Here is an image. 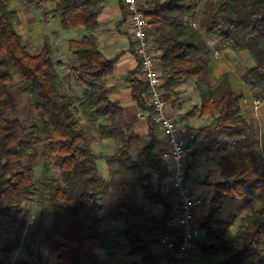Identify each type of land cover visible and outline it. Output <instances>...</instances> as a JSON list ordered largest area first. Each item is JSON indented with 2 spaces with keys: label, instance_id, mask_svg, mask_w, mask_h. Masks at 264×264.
<instances>
[{
  "label": "trees",
  "instance_id": "1",
  "mask_svg": "<svg viewBox=\"0 0 264 264\" xmlns=\"http://www.w3.org/2000/svg\"><path fill=\"white\" fill-rule=\"evenodd\" d=\"M19 1L30 8L51 3L55 6L49 13L59 19L62 29H84L79 37L67 40V49L77 60L68 73L84 90L80 96L64 90L49 38L43 37L38 52H29L15 29L20 21L17 10L9 0H0V264H11L12 251L27 227L28 203L35 204L38 217L51 212L42 241L47 252L56 256V264H98L96 243L101 247L111 242L118 245L101 228L108 181L96 167L98 157L80 115L99 123L100 138L115 142V153L106 158V163L120 171L121 187L127 196L139 188L142 199L162 207L161 214L152 217L142 206L118 197L116 211L109 214L121 223L119 234L127 253L139 257L131 264H154L156 258L144 230L150 228L161 234L175 231L169 223L173 205L170 192L162 191L168 171L154 152L158 126L152 119L153 110L146 106L148 86L138 67L126 79L139 110H149L144 144L139 146L141 139L125 121L119 103L109 99L106 77L113 72L118 56L106 57L94 33L100 26L98 15L105 0ZM118 1L121 24L126 13ZM204 1L198 16L199 0H140L147 19V39L164 78V98L173 107H180L179 85L192 81L196 89L198 103L179 118L192 119L201 114L211 118L197 128L185 124L205 142L190 152L185 162L186 176L198 168L201 155L214 153L217 157L219 180L213 183L214 194L200 227L209 232L227 199L240 200L239 210L258 202L252 211L237 217L230 238L203 246L202 251L227 255L215 264H264V159L257 147V123L243 115V95L234 88L229 73L221 74L217 82L211 81L208 66L215 48L207 41L210 37L234 53L247 52L254 64L242 72L241 80L256 97L264 98V0ZM44 12L46 16L48 11ZM149 27L155 33L152 38L148 36ZM13 74L20 78L18 90L35 110V119L27 125L11 116L16 109ZM133 148L137 149L135 154L130 152ZM39 153L41 178L36 182L35 159ZM54 169L59 171L56 178L50 176ZM18 264L31 263L21 260Z\"/></svg>",
  "mask_w": 264,
  "mask_h": 264
},
{
  "label": "rangeland",
  "instance_id": "2",
  "mask_svg": "<svg viewBox=\"0 0 264 264\" xmlns=\"http://www.w3.org/2000/svg\"><path fill=\"white\" fill-rule=\"evenodd\" d=\"M10 6L12 8H18L19 0H9ZM204 0H199V8H198V16L201 15L202 10L204 8ZM55 5L51 3H47L45 7L40 8H33L28 9L26 7H22L20 9V21L19 23L15 25L16 32L21 35L22 42L26 49L31 52L35 53L38 52L43 43V37L46 35L50 43L52 45V48L54 50V61L59 64V73L62 75L64 80V85L62 86L64 90H67L68 92H71L75 96H80L84 90V87L80 84H78L73 78L69 75V67L76 64L77 60L74 59V56L68 54L66 52L67 49V40L69 38L79 37L81 33H79L75 29H62L60 26L59 19L56 17H53L52 14H50V10ZM28 7V6H27ZM48 11V14L45 16V12ZM126 15L127 12L125 11ZM125 15V16H126ZM153 35H155L154 30L149 27L148 29V36L149 38H152ZM68 51V49H67ZM222 52V51H221ZM215 57V56H214ZM217 58V57H216ZM221 58H223V53ZM218 58V59H221ZM20 81V78L18 75L13 74V80L12 85L15 91V99H16V109L12 113L11 116L17 117L20 119L24 124H29L32 120L35 119V110L32 106V104L26 99L25 95L20 92L17 88L18 83ZM212 81V79H211ZM214 82V81H213ZM178 90L180 92V102L181 106L179 108L182 109V111H185L187 108L198 103L199 98L198 95H196V89L192 83V81H184L182 82ZM178 102V101H176ZM175 102V103H176ZM172 107V102H171ZM170 107V108H171ZM174 108H177L174 107ZM170 113V109L168 110ZM171 111H173V108H171ZM179 115V113H178ZM80 120L85 126V131L87 136L89 137L90 144L92 151L97 155L99 159V165L102 170L103 176L108 181V202L107 206H105V210L102 211L100 214L103 216V220L101 222V228L105 230L108 234V236H111L115 244H112V242L107 245V247H101L98 243H96V248L94 251L98 253V259L99 262H102V264H109L108 256H113V253L109 250H115L120 249L121 251L118 254V256L115 258V264H129L130 261H128V257H125L126 250L124 249L123 243L125 240L118 235V229L119 224L116 223L112 216L109 215L116 211V202L118 197L124 198L134 204L142 206L145 210L148 211L149 215L154 217L158 216L162 212V207L155 203L154 201H148L142 199L140 195V189L137 188L133 195L127 196V194L123 191L121 187V173L118 170V168L109 166L106 163V158L113 153H115L116 144L113 141V139H102L99 137V129H98V122H89L87 119H85L83 116L80 115ZM145 142H141L139 146L144 144ZM157 143V140H156ZM189 146L194 150L195 147H192V145L189 144ZM137 149L133 148L132 154H135ZM191 150V151H192ZM214 154V153H211ZM216 154L212 157L205 158L203 155H201V162L197 169L191 170L188 172L187 182L191 187L192 179H205L208 178L215 179L216 173L213 172V169H215L216 166ZM190 158V156H189ZM36 161V168H35V175L34 179L36 182H38L41 178V165H42V156L40 153L38 154ZM207 168V170H205ZM209 168V169H208ZM168 171V169H167ZM198 174H195V173ZM59 171L54 169L51 171L50 176L52 177H58ZM218 175V174H217ZM169 171L167 178L169 180ZM202 177V178H201ZM218 180H219V176ZM217 181V180H216ZM162 191L170 192V200L172 202V210L174 206V202L172 200V189L171 187H167L166 184L163 183ZM228 201V199H227ZM226 203V201H225ZM30 213L29 216H32V221L28 223V226L25 228V230L22 233L21 240L19 246L12 251V259L11 264H18L21 260H27L31 264H56V256L51 255L47 252L43 245V236L47 233L50 222H51V212L48 210L45 214V216L38 217L37 208L34 203H28L27 204ZM228 211V203L225 207V211ZM224 211V212H225ZM172 213V212H171ZM171 215V214H170ZM145 232V238L148 240L149 243L151 242H157L158 237L160 236V232H153L150 228H147L144 230ZM112 240V241H113ZM139 259V258H138ZM134 260V259H132Z\"/></svg>",
  "mask_w": 264,
  "mask_h": 264
},
{
  "label": "crops",
  "instance_id": "3",
  "mask_svg": "<svg viewBox=\"0 0 264 264\" xmlns=\"http://www.w3.org/2000/svg\"><path fill=\"white\" fill-rule=\"evenodd\" d=\"M15 8L20 15V9L22 7L30 8L23 5L20 1ZM20 8V9H19ZM33 9V8H30ZM20 17V16H19ZM122 12L121 7L118 0H105L102 6V9L98 15V21L100 23L99 28L95 30V35L98 40L100 51L106 57H113L118 56L115 62V68L113 72L107 75V87L109 90V99L112 101H116L122 108L123 116L125 121L131 125L132 130L139 135L141 142H146L148 138V125L146 121V117L141 116L139 112V108L136 102L131 97V90L129 86V82L127 81V76L129 72L134 71L137 68V60L134 57L131 47V35L130 31L128 30L127 26V16L121 24H119V20H121ZM79 33L83 34L85 31L83 28L75 29ZM68 40V39H66ZM208 44L213 46L216 50L222 51L223 58L218 59L211 55L210 62H209V76L212 81L217 82L223 73H229L232 79V83L234 88L238 89L242 92V98L240 100V107L244 116L248 118H252L256 121L258 127V140L259 144V151L261 156L264 159V104H261L256 110L253 106V99L257 96L254 91H252L247 85H245L241 80V74L245 69H248L253 66L254 62L250 55L247 52L242 53H234L233 51L229 50L226 47H222L218 45L212 38L207 37ZM52 46V45H51ZM67 46V45H66ZM66 52L69 54V51ZM71 55V54H70ZM197 103V102H196ZM171 104V103H170ZM171 105L168 109H170V116L173 119L174 123L177 125H184L187 124L192 128H197L204 124L210 122L211 118L207 115H198L192 119H184L181 120L179 118L180 114L183 113L182 109L179 110L180 107L174 108L171 111ZM169 112V111H168ZM179 113V115H178ZM157 143L154 147V152L160 156L159 150L162 148L161 142V131L156 128L154 131ZM193 136V137H192ZM181 137L186 141L187 145H192L195 147L194 149L200 148L205 142L200 139L194 132H190L186 129V132L183 134L181 132ZM104 140L109 138H102ZM214 154L203 156L205 158L212 157ZM216 157V156H215ZM97 166L99 171L102 173V170L99 165V159L97 158ZM209 169V168H208ZM213 172L216 173L215 179L208 178L207 180L200 179H192L191 188L193 192L202 196L204 198V203L200 205L195 210V218L194 222L199 227L201 222L205 218L209 208V201L214 194V186L213 183L218 180L217 175V166H215ZM207 170V168H205ZM191 171V170H190ZM195 171V170H194ZM195 174H198L197 172ZM103 175V174H102ZM202 178V177H201ZM166 184L167 187H170V180L167 178L163 182ZM222 204V212L217 219L211 223L210 230L207 232V229H201L200 236L198 238V246L192 252L191 256L183 262V264H215L219 263L221 260L225 259L227 255L223 254H205L202 251L203 246H207L210 244H215L219 240L228 239L230 238L235 230V226L237 223V217L243 213H248L252 211L258 204V202H254L245 209L239 210L240 200L231 199L225 200ZM228 203V211H225V207ZM225 211V212H224ZM119 224L118 235L122 237L119 232L121 229L120 221H115ZM110 238H112L110 236ZM123 238V237H122ZM114 239V238H113ZM124 239V238H123ZM125 242L123 243V245ZM148 246L156 258L158 253L161 251L162 246L158 244V242H148ZM126 250L125 257H128L129 264L132 261L139 260L138 256H130L127 253V247L124 246ZM113 253V256H108V263L115 264V258L121 251L120 249L109 250ZM98 264H102L99 262L98 253L95 251ZM134 259V260H132ZM155 263V262H154Z\"/></svg>",
  "mask_w": 264,
  "mask_h": 264
},
{
  "label": "built area",
  "instance_id": "4",
  "mask_svg": "<svg viewBox=\"0 0 264 264\" xmlns=\"http://www.w3.org/2000/svg\"><path fill=\"white\" fill-rule=\"evenodd\" d=\"M127 12V26L133 41V54L141 79L148 86L146 106L153 110L152 119L161 131L162 148L159 150L161 159L169 171L170 187L172 189L173 210L169 223L175 229L174 233H164L158 237L162 246L154 264H183L198 246L200 227L195 224V210L204 203V198L195 192L187 182L186 163L192 150L181 137L186 132L184 125H177L168 113L170 100L164 98L161 70L157 66L156 53L151 49L147 39V19L140 0H121ZM195 25V23H193ZM213 55L221 58L222 53L216 49ZM264 104V98L254 97L253 106L256 110ZM146 117L149 110H139ZM193 137V136H192ZM32 221L28 217L27 225Z\"/></svg>",
  "mask_w": 264,
  "mask_h": 264
}]
</instances>
